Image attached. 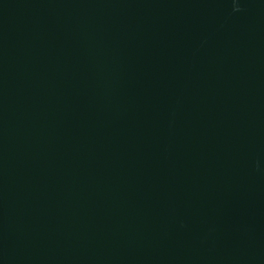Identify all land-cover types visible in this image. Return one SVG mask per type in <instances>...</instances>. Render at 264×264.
I'll return each mask as SVG.
<instances>
[{
    "label": "water",
    "instance_id": "water-1",
    "mask_svg": "<svg viewBox=\"0 0 264 264\" xmlns=\"http://www.w3.org/2000/svg\"><path fill=\"white\" fill-rule=\"evenodd\" d=\"M0 264H264V0H0Z\"/></svg>",
    "mask_w": 264,
    "mask_h": 264
}]
</instances>
